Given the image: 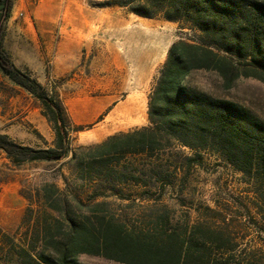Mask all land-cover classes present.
<instances>
[{
	"label": "trees",
	"instance_id": "trees-1",
	"mask_svg": "<svg viewBox=\"0 0 264 264\" xmlns=\"http://www.w3.org/2000/svg\"><path fill=\"white\" fill-rule=\"evenodd\" d=\"M15 0H0V76L23 89L42 106L52 124L55 146L33 149L0 133V150L16 166L26 162L59 161L69 154L83 178L143 181L125 175L113 165L128 156L153 158L173 148L219 154L235 170L253 180L256 214L227 221L230 209L207 211L222 221L176 222L167 206L143 207L131 221L127 214H111L107 203L88 206L81 195H68L46 182L29 201L18 232H0V256L11 255L19 264H82V254L101 256L123 264H264V120L250 109L199 87L197 77L209 75L214 87L228 94L238 80L264 83V0H114L142 18L161 16L186 23L195 39L172 43L148 97L150 125L112 135L80 155L70 147L75 126L62 101L18 68L6 49L8 23ZM87 166L89 170H87ZM0 182V190H1ZM146 186V184H145ZM263 219V218H261ZM256 231V233H255Z\"/></svg>",
	"mask_w": 264,
	"mask_h": 264
},
{
	"label": "rangeland",
	"instance_id": "rangeland-1",
	"mask_svg": "<svg viewBox=\"0 0 264 264\" xmlns=\"http://www.w3.org/2000/svg\"><path fill=\"white\" fill-rule=\"evenodd\" d=\"M112 1L114 0H15L12 18L8 23L7 35L11 30L30 29L29 32H15L19 36V42L28 47L31 62L30 66L23 65L20 69L41 81L51 95L62 101L72 123L83 127V131L72 133L70 139L71 150L80 155L88 152L85 148L122 133L127 125L126 113L120 108L117 115L115 106H121L126 98H132L108 96L97 87L96 80L92 78V56L87 58V46H83L87 39L123 42L134 39L139 27L147 25L149 32L163 43L166 53L175 41L193 40L196 37L186 23L169 22L161 16L142 18L131 13L128 8L111 6ZM87 24L94 31L87 33ZM71 40L79 41L81 48L73 59L71 70L65 75H57L55 69L65 64L61 56H48L47 49L62 46L67 50ZM197 81L200 88L244 106L264 120L263 82L242 77L228 94H223L215 89L213 77L199 75ZM117 82L122 81L115 83ZM109 101L111 104L97 119L79 122L74 120L85 105H105ZM27 106L42 109L41 103L23 89L13 88L7 81L0 82V133L6 134L12 129L31 144L46 147L34 125L28 120H22L25 117L23 107ZM85 135L88 136L87 140ZM96 138L103 140L98 143L88 142ZM201 153L200 162L191 163L188 159L194 156L193 152L173 148L160 152L153 158L128 156L120 164L110 167L125 175L140 177L143 182L136 184L117 179L83 178L71 154L59 161L26 162L16 166L0 150V182L4 188L10 180L17 181L20 194L23 192L32 196L46 182L55 183L60 189L66 190L69 196L80 194L88 206L104 202L111 214H127L131 225L142 212L140 205L152 208L167 206L176 217V222L181 224L188 220L222 221L221 216L207 211V208L218 211L219 206L230 209L227 221H238L244 215L247 217L246 207L255 215V192L260 188L219 154L211 151ZM25 201L26 210L29 201ZM256 216L264 222V215ZM22 219L19 223L0 225V232L16 235ZM262 237L264 238V232ZM78 260L82 264H123L89 254L80 255ZM0 264L19 263L11 255L4 253L0 256Z\"/></svg>",
	"mask_w": 264,
	"mask_h": 264
},
{
	"label": "crops",
	"instance_id": "crops-1",
	"mask_svg": "<svg viewBox=\"0 0 264 264\" xmlns=\"http://www.w3.org/2000/svg\"><path fill=\"white\" fill-rule=\"evenodd\" d=\"M139 28L138 34L135 35L134 39L124 40L123 42L87 39V43L83 45L87 46V58L92 56V78L96 80L97 87L101 88L108 96L122 95L132 97V99L126 98L121 106L119 104L115 106L117 115L120 108H123L126 113L125 121L127 125L121 132H129L150 125L148 118V97L152 91L158 72L166 59L167 52H164L163 43L149 32L147 25H141ZM29 31L30 29L11 30L6 38V49L11 54L12 60L18 68H21L23 65L30 66L31 62L28 47L19 42V36L15 32ZM42 31L44 30H39V32ZM92 31L94 29L87 24V33ZM67 48L65 50L64 47L59 46L47 49L48 56H61L65 64L63 67L58 66L55 69L57 75H65L71 70V66L74 63L73 59L78 53V49L81 48V43L71 40ZM39 50L42 51L40 47ZM129 60L132 61L128 63ZM5 81L11 87L17 89L10 81L0 76V82ZM116 81L122 82L115 83ZM39 82L42 83L41 81ZM110 104L109 101L105 105L99 104L91 107L85 105L82 112L74 117V120L79 122L97 119ZM23 113L25 117L22 120H28V122L34 125V129L38 131L41 141L45 142L46 147L38 146L37 143L31 144L23 139L21 134L12 129L6 135L15 141H19L20 144L31 148L34 146L36 149L54 148L55 132L51 123L44 117L42 109L38 107L33 109L27 106L23 107ZM28 135L30 134L28 133ZM87 138L88 136L85 135V140ZM102 140L96 138L90 139L88 142L98 143ZM25 202V199L20 194V186L17 181L10 180L4 188L1 185L0 225L11 222L19 223L25 212Z\"/></svg>",
	"mask_w": 264,
	"mask_h": 264
},
{
	"label": "bare ground",
	"instance_id": "bare-ground-1",
	"mask_svg": "<svg viewBox=\"0 0 264 264\" xmlns=\"http://www.w3.org/2000/svg\"><path fill=\"white\" fill-rule=\"evenodd\" d=\"M150 32H151V31H150ZM149 41H150V40H149ZM131 99H132V98H131ZM133 100H134V99H133ZM134 101H135V100H134ZM133 104H134V103H133ZM133 104H132V106H133ZM129 107H131V106H129ZM132 110H133V109H132ZM124 111H125V110H124ZM127 111H128V110H127ZM129 114H130V113H129ZM129 114H128V115H129ZM130 115H131V114H130Z\"/></svg>",
	"mask_w": 264,
	"mask_h": 264
}]
</instances>
